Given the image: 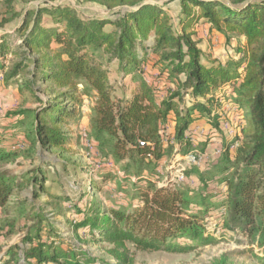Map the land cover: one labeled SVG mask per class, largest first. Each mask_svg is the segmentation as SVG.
I'll return each instance as SVG.
<instances>
[{
  "label": "trees",
  "instance_id": "16d2710c",
  "mask_svg": "<svg viewBox=\"0 0 264 264\" xmlns=\"http://www.w3.org/2000/svg\"><path fill=\"white\" fill-rule=\"evenodd\" d=\"M17 1L40 3L25 10L13 33L0 35V73L20 81L38 106L25 132L19 119L0 131V212L20 207L25 219L20 254L9 247L1 264H96L62 237L53 219L59 215L76 241L108 244L118 264L133 263L128 244L183 253L209 243L207 219L222 234L247 235L264 261V0H178V32L162 6L149 0H94L113 13L130 8L114 19L82 17L71 6L50 5L54 0ZM201 21L243 36L241 58L206 56L192 30ZM146 63L152 71L145 72ZM113 73L119 78L111 80ZM185 97L189 105L179 106ZM226 104L240 116V136L221 138L217 162L191 167L196 181L189 184L162 175V163L196 151L194 140L204 139L197 145L201 153L219 137ZM84 117L92 147L121 170L117 183L111 168L101 169L102 180L114 184L113 199L83 200L84 192L71 197L47 185L55 182L50 161L58 160L63 171L70 164L94 173L65 157L81 141L72 129ZM200 122L205 132L192 140L186 132ZM24 151L49 161L18 174L4 169ZM90 181L89 188L99 189ZM23 192L30 196L21 199Z\"/></svg>",
  "mask_w": 264,
  "mask_h": 264
},
{
  "label": "rangeland",
  "instance_id": "374dc122",
  "mask_svg": "<svg viewBox=\"0 0 264 264\" xmlns=\"http://www.w3.org/2000/svg\"><path fill=\"white\" fill-rule=\"evenodd\" d=\"M149 1L162 6L171 17L173 31L178 32V19L181 15L178 0ZM38 3L40 2L33 1L27 4H21L17 0H0V21H5L3 26H0V35L3 33H13L14 29L21 23L25 10L36 8ZM54 4L71 6L80 16L89 18L114 19L117 17L118 11L125 12L130 9L127 6H123L116 8L113 13L94 0H54L50 3V5ZM44 20L45 23H49L50 19L48 16H44ZM192 30L194 32V39L206 56L223 61H236L241 58L242 49L245 46V39L243 36L235 33H223L211 27L209 23L203 21L196 24ZM152 43V39L146 42L149 48L148 50L151 49ZM217 55H222L223 57H215ZM155 58L156 57L151 54L149 60H156ZM110 65L113 68V66H116V63L111 62ZM144 65L145 72L152 71L154 68L147 63ZM119 76L120 75L113 73L111 74V80H116ZM181 104L179 105L181 107L188 106V97H185L184 103ZM37 106L38 103L31 99L29 92L22 88L20 81L17 82L13 79L7 80L6 75L3 77L0 73V131H6L8 127L13 125L14 121L18 119L22 120V125L19 127L20 131L25 132V130H28L33 122L32 111L37 108ZM236 113L238 114L237 111ZM236 113H233V111L229 112L231 119H233L232 126H234L236 120H238V118H234ZM238 117L240 118V116ZM81 130L85 131L86 137L80 138ZM90 130V125L86 117L82 118L80 124L73 126L72 132H74V135L79 137L81 141L80 143L71 145L69 147V153L65 154V157L74 160L76 164L92 167L94 173H82L79 169L74 170L70 164L67 165L68 170L63 171L58 160L56 162L50 161L49 176L52 180H55V182L48 181L47 185L51 186L54 192H64L71 197L74 191L84 192L86 195H84L83 200H85L86 197L100 200H107L108 198L113 199L112 188L114 184L112 185L111 181H103L101 172V169H105V165L108 163V157L99 149L89 146V142L94 140L90 136ZM218 133L219 137L208 143L205 147L204 151H208L209 158L205 162L199 164L202 168L204 166H212L219 159V156L217 157L214 154L215 147L220 145L221 138L225 140L227 137L225 131L222 129H220ZM22 139L26 141L25 137ZM201 140L204 139L199 137L194 140L192 149H196V151L199 152V147L197 145ZM185 156L186 153L179 152L175 155V159H172L169 163L166 162L170 167L169 169L165 168V164L163 168H160L162 175L167 172L170 180L179 184H185L186 182L189 184L196 181V176L193 174L189 175L188 172L191 171V167L193 168L197 164L188 163L184 158ZM40 161H49V159L46 156L35 153L26 154L24 151L22 155L18 157V161L7 164L4 169L13 174H18L32 169ZM110 161L112 162V160ZM109 173L111 177L117 178L116 182L118 183V179L122 174L120 168L113 163V167L109 170ZM88 179L91 180L90 184L93 182L96 186L95 188L99 189L94 190L89 188ZM59 184H62L63 191L59 189ZM25 195L30 196L29 193L23 192L20 198L24 199ZM11 202L14 203L16 201ZM102 204L105 205L106 201L102 202ZM19 208L15 206L11 209V213L0 212V259L4 251L9 247H15L18 254L21 252V239L23 236L25 219L24 215L19 211ZM57 209L62 210L60 205L57 206ZM12 219L13 221L11 222ZM53 219L54 222L62 228V237L67 241L77 243L83 249L87 250L92 257L97 259L96 264H118L109 255L108 249L111 247L108 244L94 242L85 243L87 240L86 238L76 241L73 235L66 230L67 226L65 225L63 215L53 217ZM204 222L212 237L209 243L204 245L197 244L191 251L183 253L143 250L128 244L131 257L133 258L132 264H264V261L262 259L259 260L257 257L258 255H262V249H259L247 235L241 234L240 232L222 234L223 228L215 227L212 220L207 219ZM19 262H21V259Z\"/></svg>",
  "mask_w": 264,
  "mask_h": 264
},
{
  "label": "built area",
  "instance_id": "2783aa9c",
  "mask_svg": "<svg viewBox=\"0 0 264 264\" xmlns=\"http://www.w3.org/2000/svg\"><path fill=\"white\" fill-rule=\"evenodd\" d=\"M224 108L227 109V111L225 112L226 118L222 122L220 128L225 131L226 137L228 139H233L237 135L240 136V127H239L241 125L240 118L238 117L239 115L236 113L237 110L234 106H232L230 104H226ZM230 111H233V113L234 112L236 113V116L234 118H238V120H236L234 126H232L233 125L232 124L233 119H231V116L229 114ZM204 132H205V130L200 124H195L189 130H187L186 134L189 137H192L191 139L194 140L196 136H202L204 134ZM80 135H81V138L86 137L85 131L81 130ZM238 145H239V142L237 141L233 144L232 147L235 148ZM89 146L92 148V142L91 141L89 142ZM221 152H222V144L220 143L219 146L215 147L214 154L218 157L221 154ZM184 158L188 163L199 165L200 163L208 160L209 155H208V151H204V152L200 153V152H197L195 150H192V151L188 152ZM164 165H165V168L169 169L170 165L169 164L167 165L166 162L162 163L160 168H163ZM105 166L112 169L113 163L110 160H108V163Z\"/></svg>",
  "mask_w": 264,
  "mask_h": 264
},
{
  "label": "crops",
  "instance_id": "0c3cea01",
  "mask_svg": "<svg viewBox=\"0 0 264 264\" xmlns=\"http://www.w3.org/2000/svg\"><path fill=\"white\" fill-rule=\"evenodd\" d=\"M178 31H179V30H178ZM215 57H223V56H222V55H219V56L217 55V56H215ZM198 124H201V122H200V123H198ZM217 138H218V137H212V140H211V142H212V141H214V140H215V139H217Z\"/></svg>",
  "mask_w": 264,
  "mask_h": 264
}]
</instances>
